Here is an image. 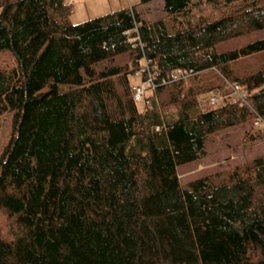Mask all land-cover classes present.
Returning <instances> with one entry per match:
<instances>
[{"label":"trees","instance_id":"trees-1","mask_svg":"<svg viewBox=\"0 0 264 264\" xmlns=\"http://www.w3.org/2000/svg\"><path fill=\"white\" fill-rule=\"evenodd\" d=\"M160 1L154 19L132 6L73 23L66 0H0V55L12 61L0 67V116L13 113L0 264H264V157L186 185L178 174L217 132L264 137V67L238 65L264 53V3L205 0L229 9L211 19L194 17L197 0ZM242 37L253 38L221 48ZM143 56L152 109L130 82ZM180 68L194 74L172 80Z\"/></svg>","mask_w":264,"mask_h":264},{"label":"rangeland","instance_id":"rangeland-1","mask_svg":"<svg viewBox=\"0 0 264 264\" xmlns=\"http://www.w3.org/2000/svg\"><path fill=\"white\" fill-rule=\"evenodd\" d=\"M257 3L262 4L264 0H257ZM132 6L141 11L148 19H154L159 15L166 14L164 4L160 0L145 6L140 5V0H74V5H72L73 12L70 19L73 23H81ZM191 10L196 18L205 15L211 19L220 17L229 11L225 5L221 6V8H215L205 0L195 1L191 5ZM259 35H264V31L254 34V36ZM252 38L242 37L231 40L223 43L221 48H234L250 41ZM118 60L119 62L126 63L128 62V57L123 55ZM11 63L9 55H0V67ZM238 65L252 71L264 67V53L244 59ZM130 82L132 85H136L142 82V78L139 75L132 76ZM165 98V94L158 96L160 108L163 107L162 101ZM245 129V127H237L212 135L207 147L208 155L206 157L178 167L181 183L186 185L196 179L228 171L238 165L264 157V137L250 141L244 136ZM12 130L13 113L7 112L0 116V156L10 141ZM3 218H0L1 228L5 227L6 223Z\"/></svg>","mask_w":264,"mask_h":264},{"label":"built area","instance_id":"built-area-1","mask_svg":"<svg viewBox=\"0 0 264 264\" xmlns=\"http://www.w3.org/2000/svg\"><path fill=\"white\" fill-rule=\"evenodd\" d=\"M68 5L74 4V0H68ZM133 31L129 30L126 32V35L129 37V41L132 43H137L140 40L139 34L137 36H132ZM194 74L193 70L189 69H177L173 73L172 80L186 79ZM137 75L142 78V82L133 86V96L134 100L137 103H143L149 108H153V94L157 85L155 83L153 72L151 71V61L143 56L141 68L138 70ZM230 86L234 92V99L236 101H246L247 93L242 89V87L237 83H230ZM212 104H216V98L211 99ZM255 125L257 127L264 126V119L259 116L256 120ZM161 127H158L159 131Z\"/></svg>","mask_w":264,"mask_h":264}]
</instances>
